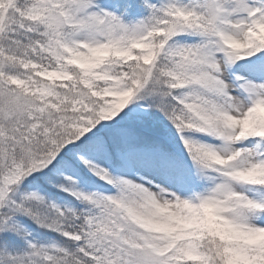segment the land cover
I'll list each match as a JSON object with an SVG mask.
<instances>
[{
    "label": "snow or ice",
    "instance_id": "1",
    "mask_svg": "<svg viewBox=\"0 0 264 264\" xmlns=\"http://www.w3.org/2000/svg\"><path fill=\"white\" fill-rule=\"evenodd\" d=\"M0 264H264V0H0Z\"/></svg>",
    "mask_w": 264,
    "mask_h": 264
}]
</instances>
